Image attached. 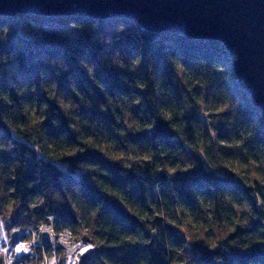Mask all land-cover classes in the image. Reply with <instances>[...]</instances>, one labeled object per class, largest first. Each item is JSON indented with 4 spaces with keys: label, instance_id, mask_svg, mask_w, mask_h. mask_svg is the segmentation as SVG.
<instances>
[{
    "label": "trees",
    "instance_id": "trees-1",
    "mask_svg": "<svg viewBox=\"0 0 264 264\" xmlns=\"http://www.w3.org/2000/svg\"><path fill=\"white\" fill-rule=\"evenodd\" d=\"M233 58L132 19L0 15L5 227L91 242L77 264H264V118Z\"/></svg>",
    "mask_w": 264,
    "mask_h": 264
},
{
    "label": "water",
    "instance_id": "water-1",
    "mask_svg": "<svg viewBox=\"0 0 264 264\" xmlns=\"http://www.w3.org/2000/svg\"><path fill=\"white\" fill-rule=\"evenodd\" d=\"M16 14L120 17L154 34L213 39L234 57L237 83L264 118V0H0L1 16Z\"/></svg>",
    "mask_w": 264,
    "mask_h": 264
},
{
    "label": "rangeland",
    "instance_id": "rangeland-1",
    "mask_svg": "<svg viewBox=\"0 0 264 264\" xmlns=\"http://www.w3.org/2000/svg\"><path fill=\"white\" fill-rule=\"evenodd\" d=\"M34 22V21H33ZM37 22V21H36ZM35 24V23H33ZM24 26V25H23ZM38 23H36V27H38ZM22 31L24 33H28L29 30L26 27H22ZM2 221V219L0 218ZM2 228L5 234L7 235V244L1 247L0 253L3 254L5 259L8 261V264H32V258L36 257V249L37 246L40 244L42 247L46 246L49 248V253L44 251L42 259L44 260L43 264H66L67 258H69V250L77 244H86V250L81 253V250H78L75 253V261L80 258L81 255L86 253L88 250L91 249L89 241L86 240H72L68 231L61 232V231H54L49 225H40L38 230L32 232H28L24 235V239L17 237L16 241L12 242V237L15 232L23 229L24 227H8L6 228L3 221H2ZM30 228V227H29ZM31 229V228H30ZM45 232L48 236H45ZM43 243V244H42ZM29 246L31 251L24 255H20L17 252L19 247H25L23 245ZM92 244V243H91ZM93 245V244H92ZM40 247V246H39ZM5 250V251H4ZM73 253V252H71ZM42 264V263H41Z\"/></svg>",
    "mask_w": 264,
    "mask_h": 264
},
{
    "label": "bare ground",
    "instance_id": "bare-ground-1",
    "mask_svg": "<svg viewBox=\"0 0 264 264\" xmlns=\"http://www.w3.org/2000/svg\"><path fill=\"white\" fill-rule=\"evenodd\" d=\"M45 236H48V234L45 232ZM2 240H4V234H3V228H2V224L0 223V244L2 243ZM3 245H1L2 247ZM25 247H19L17 249V252L20 254V255H24L26 254L27 252L29 253L31 251V249L29 248V246L27 247V245H23ZM86 247L87 245L86 244H77L75 246H73L71 248V251L69 250V258H67L66 260V264H74V261H75V253L78 251V250H81V253L86 250ZM73 252V253H71Z\"/></svg>",
    "mask_w": 264,
    "mask_h": 264
},
{
    "label": "built area",
    "instance_id": "built-area-1",
    "mask_svg": "<svg viewBox=\"0 0 264 264\" xmlns=\"http://www.w3.org/2000/svg\"><path fill=\"white\" fill-rule=\"evenodd\" d=\"M0 223L2 224V221L0 220ZM3 227V226H2ZM31 229H30V228ZM34 229L35 230H38V228H35V227H32V226H28V227H24L23 229H20L19 231H17V232H15V234L13 235V237H12V242H13V238H15V237H19V238H21V239H24V235L23 234H26V233H28V232H30V231H34ZM3 234H4V240H2V243L0 244V248H1V245H6L7 244V235L5 234V232L3 231ZM90 244V246H91V249L93 248V245L91 244V243H89ZM25 245V244H24ZM27 245V244H26ZM2 246V247H3ZM28 247V246H27ZM0 250H2V249H0ZM5 251V250H4ZM89 251V250H88ZM4 257V256H3ZM4 259H5V257H4ZM78 261H79V259H77L76 261H74V264H77L78 263ZM5 264H8V261L5 259Z\"/></svg>",
    "mask_w": 264,
    "mask_h": 264
}]
</instances>
